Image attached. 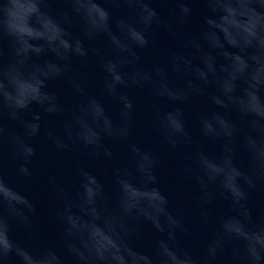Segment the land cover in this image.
<instances>
[{
	"label": "water",
	"instance_id": "95a60500",
	"mask_svg": "<svg viewBox=\"0 0 264 264\" xmlns=\"http://www.w3.org/2000/svg\"><path fill=\"white\" fill-rule=\"evenodd\" d=\"M0 264H264V0H0Z\"/></svg>",
	"mask_w": 264,
	"mask_h": 264
}]
</instances>
